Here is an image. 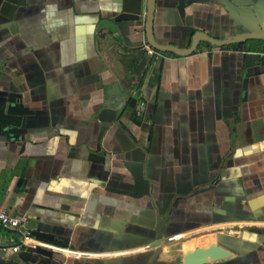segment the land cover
Segmentation results:
<instances>
[{
	"label": "crops",
	"instance_id": "crops-1",
	"mask_svg": "<svg viewBox=\"0 0 264 264\" xmlns=\"http://www.w3.org/2000/svg\"><path fill=\"white\" fill-rule=\"evenodd\" d=\"M148 6L0 0V207L30 231L0 264H264V38L159 50ZM149 29L250 33L220 0H152Z\"/></svg>",
	"mask_w": 264,
	"mask_h": 264
},
{
	"label": "water",
	"instance_id": "water-1",
	"mask_svg": "<svg viewBox=\"0 0 264 264\" xmlns=\"http://www.w3.org/2000/svg\"><path fill=\"white\" fill-rule=\"evenodd\" d=\"M151 1L152 0H149L148 14H147V36H148V40H149L150 45L156 49H159V50L169 51V52H174L177 54L184 55V54H188V53L192 52L197 47L198 43L201 40H208L209 42H211L217 46L225 47L227 44L233 43V42L244 41V40L255 39V38H264V34H257L258 26L255 23V21L252 20V18L250 17L248 10H237L231 4L230 0H220L224 9L229 13L231 18H233V20L235 21V24L248 29L250 31V33L237 36L233 39H225V40H220V39L211 37L205 33H198V34L193 36L192 43H191L190 47L187 49H180V48H177L175 46L159 45L156 42H154V40L152 39L151 34H150V29H149L150 17H151ZM196 1L203 2L206 0H196ZM149 57L150 56L148 53H144L142 55L141 59L139 60V62L137 63V65L135 66L133 71L131 72V78L132 79H135L138 75H140L142 73L145 64L149 60Z\"/></svg>",
	"mask_w": 264,
	"mask_h": 264
},
{
	"label": "built area",
	"instance_id": "built-area-1",
	"mask_svg": "<svg viewBox=\"0 0 264 264\" xmlns=\"http://www.w3.org/2000/svg\"><path fill=\"white\" fill-rule=\"evenodd\" d=\"M154 53L152 48L148 49V54ZM0 227L15 232V235H9L7 242L4 243L0 238V246L3 248H10L13 251H17L21 243H26V239L30 238V231L28 228V218L26 215H13L6 209L0 207Z\"/></svg>",
	"mask_w": 264,
	"mask_h": 264
}]
</instances>
